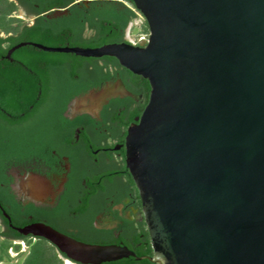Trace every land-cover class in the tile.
Segmentation results:
<instances>
[{"label":"water","instance_id":"95a60500","mask_svg":"<svg viewBox=\"0 0 264 264\" xmlns=\"http://www.w3.org/2000/svg\"><path fill=\"white\" fill-rule=\"evenodd\" d=\"M129 1L148 23V40L129 41L131 23L121 44L37 47L115 58L149 81V102L128 131L126 164L153 256L80 242L44 223L14 229L48 241L77 264L131 257L264 264V0ZM91 90L73 102V115L99 117L113 98L136 99L121 79Z\"/></svg>","mask_w":264,"mask_h":264},{"label":"flooded vegetation","instance_id":"af4514ba","mask_svg":"<svg viewBox=\"0 0 264 264\" xmlns=\"http://www.w3.org/2000/svg\"><path fill=\"white\" fill-rule=\"evenodd\" d=\"M93 1L0 0V42L10 48L3 59L5 66L32 77L50 75V56L37 52L17 56L18 49L9 57V52L23 44L43 52L37 46L80 48L84 37L92 36L93 32L90 29L83 32L81 24L70 20ZM59 54L66 55L61 59L64 72L60 73L76 82L92 72L94 65H104L103 59L84 61L74 54ZM90 91L93 90H67L55 98L54 106L66 107L60 126L65 129L76 126L72 138L59 147L17 157L6 170L11 192L21 213L32 211L29 221L40 215V221L33 223H44L72 238L97 234L117 240L142 232L149 234L142 198L126 164L128 131L137 122L122 125L132 109L145 103L146 96L132 93L136 99L130 98L135 103L129 106L125 105L129 98H113L104 105L99 117L86 113L73 115V102ZM43 100L53 98L44 97V90H38L36 101ZM34 107L31 105L30 109ZM0 111L11 117L1 105ZM110 245L127 247L123 242Z\"/></svg>","mask_w":264,"mask_h":264},{"label":"trees","instance_id":"16d2710c","mask_svg":"<svg viewBox=\"0 0 264 264\" xmlns=\"http://www.w3.org/2000/svg\"><path fill=\"white\" fill-rule=\"evenodd\" d=\"M136 19H138V11L129 0H95L89 8L85 7L82 13L74 15L70 22L81 24L83 32L87 29L93 32L92 36L84 37L80 48H99L108 44L126 42L127 29ZM141 29V34L149 35L150 30L146 20ZM9 49L2 46L0 42V105L11 115L9 117L0 111V264L12 260L10 251H14L19 256L25 255L23 264H64L66 257L61 255L51 243L44 239L22 236L14 229L39 222L40 215L36 216L34 221H29L28 215H31L32 211L27 210L21 213V207L11 192L6 170L17 157L28 155L32 151L41 152L53 149L71 140L76 126L70 129L62 128L60 123L65 120L62 113L66 107L64 105L59 108L53 105L55 98L61 93H67V90L100 88L106 82L121 79L131 93L137 95L144 93L146 96L145 103L132 109L126 120L122 122V125L129 126L137 122L136 118H140L146 108L151 86L148 80L133 74L111 57L102 58L103 66L94 65L92 72L85 73L76 82L70 76L60 73L64 72L60 67V62L66 55L38 51L33 47L21 48L16 55L30 56L37 52L43 56H50L52 73L42 77H32L27 73L19 74L16 69L9 68L3 63ZM82 59L86 61L88 58L82 57ZM90 60L95 61L94 58ZM38 90H44V97L52 96L53 101L37 102ZM50 90H54L55 93L53 91L51 93ZM43 103H49V105L42 107ZM125 103L129 106L135 102L129 98L125 100ZM31 105L35 106L32 110ZM74 239L93 245L123 242L124 246L133 251L137 257L153 256L152 242L148 232L133 234L128 238L117 240L111 236L101 237L97 234ZM17 241L27 243L29 249L26 254L21 253V245L16 244ZM106 264L154 263L147 259L138 261L131 257Z\"/></svg>","mask_w":264,"mask_h":264},{"label":"rangeland","instance_id":"374dc122","mask_svg":"<svg viewBox=\"0 0 264 264\" xmlns=\"http://www.w3.org/2000/svg\"><path fill=\"white\" fill-rule=\"evenodd\" d=\"M142 24H143V19H141V18L136 19L135 22L133 23L132 27H131L130 34L127 36V39L129 41H131L132 43H134V44H138V42L143 37H146V35L141 34ZM16 244H20L21 245V253L22 254H26L28 252L29 248H28L27 243L22 242V241H17ZM10 254L12 256V260L9 261V262L5 261L2 264H23L24 259H25V255L19 256L14 251H10ZM64 264H66V260H64Z\"/></svg>","mask_w":264,"mask_h":264},{"label":"built area","instance_id":"2783aa9c","mask_svg":"<svg viewBox=\"0 0 264 264\" xmlns=\"http://www.w3.org/2000/svg\"><path fill=\"white\" fill-rule=\"evenodd\" d=\"M141 18L143 19V22L145 21L144 17L142 16V14L138 11V19ZM147 38V39H146ZM149 35H146V37H143L139 42H142L143 40H148ZM138 42V43H139Z\"/></svg>","mask_w":264,"mask_h":264},{"label":"bare ground","instance_id":"6f19581e","mask_svg":"<svg viewBox=\"0 0 264 264\" xmlns=\"http://www.w3.org/2000/svg\"><path fill=\"white\" fill-rule=\"evenodd\" d=\"M66 264H73V263H71V262H69V261H66Z\"/></svg>","mask_w":264,"mask_h":264}]
</instances>
